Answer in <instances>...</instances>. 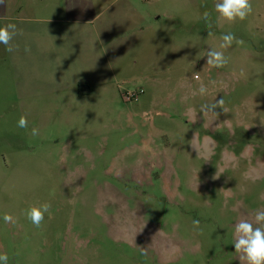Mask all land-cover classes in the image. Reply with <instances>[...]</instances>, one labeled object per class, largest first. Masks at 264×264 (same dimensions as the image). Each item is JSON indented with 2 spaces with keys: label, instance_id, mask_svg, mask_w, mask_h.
Instances as JSON below:
<instances>
[{
  "label": "rangeland",
  "instance_id": "rangeland-1",
  "mask_svg": "<svg viewBox=\"0 0 264 264\" xmlns=\"http://www.w3.org/2000/svg\"><path fill=\"white\" fill-rule=\"evenodd\" d=\"M171 2L178 20L163 18L123 71L125 95L144 92L138 102L120 96L103 119L53 122L36 136L0 104L8 264H240L234 225L264 210V0L234 23L218 21L215 0ZM227 33L241 43L221 49ZM210 48L229 58L224 67L206 64ZM219 99L215 113L201 110ZM44 203L36 227L26 213Z\"/></svg>",
  "mask_w": 264,
  "mask_h": 264
},
{
  "label": "crops",
  "instance_id": "crops-1",
  "mask_svg": "<svg viewBox=\"0 0 264 264\" xmlns=\"http://www.w3.org/2000/svg\"><path fill=\"white\" fill-rule=\"evenodd\" d=\"M171 1L4 0L0 27L15 24L19 33L0 44V104L39 131L105 118L112 100H125L120 84L135 48L163 18L178 20Z\"/></svg>",
  "mask_w": 264,
  "mask_h": 264
},
{
  "label": "clouds",
  "instance_id": "clouds-1",
  "mask_svg": "<svg viewBox=\"0 0 264 264\" xmlns=\"http://www.w3.org/2000/svg\"><path fill=\"white\" fill-rule=\"evenodd\" d=\"M4 0H0L3 4ZM214 10L218 14V21L234 23L237 20L243 21L253 12L252 0H215ZM203 19L207 22V27L210 29L212 23L210 21V13L205 11ZM19 33L15 24H6L0 27V44L10 46V42ZM211 35V32H209ZM221 49H226L236 43H241L234 34L227 33L221 37ZM11 51V47L8 49ZM228 57L223 51L210 48L206 53V64L214 68H222L228 63ZM199 79V77H197ZM207 89L203 84L199 88L200 94L206 93ZM224 100L219 99L212 105H202L201 110L204 112L215 113L217 107L223 108ZM227 111V109H224ZM18 127L26 128L28 126L27 118L21 116L18 120ZM31 134L38 135V129L33 128ZM218 178V177H214ZM51 205L44 203L40 206H32L27 210V218L35 225L40 227L44 220L45 213L49 212ZM4 220L6 223L14 222L13 218L5 214ZM199 220H193V226L199 229ZM202 234V233H201ZM235 253L238 254L240 264H264V210H257L252 218H241L234 225V242ZM143 254H146L143 253ZM0 264H8V256L0 254Z\"/></svg>",
  "mask_w": 264,
  "mask_h": 264
},
{
  "label": "built area",
  "instance_id": "built-area-1",
  "mask_svg": "<svg viewBox=\"0 0 264 264\" xmlns=\"http://www.w3.org/2000/svg\"><path fill=\"white\" fill-rule=\"evenodd\" d=\"M143 93H144L143 91H139L136 93L125 95V100L131 101V102H138L141 94H143Z\"/></svg>",
  "mask_w": 264,
  "mask_h": 264
}]
</instances>
